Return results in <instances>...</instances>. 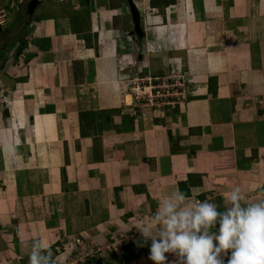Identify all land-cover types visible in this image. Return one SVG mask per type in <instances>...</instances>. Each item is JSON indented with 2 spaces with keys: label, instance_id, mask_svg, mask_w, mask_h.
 Here are the masks:
<instances>
[{
  "label": "crops",
  "instance_id": "obj_1",
  "mask_svg": "<svg viewBox=\"0 0 264 264\" xmlns=\"http://www.w3.org/2000/svg\"><path fill=\"white\" fill-rule=\"evenodd\" d=\"M11 1L24 18L0 46L26 67L0 69V264L72 238L54 264H155L136 225L173 191L220 211L237 187L264 201V0H39L31 18ZM174 66L195 83L186 110L120 91L130 69Z\"/></svg>",
  "mask_w": 264,
  "mask_h": 264
},
{
  "label": "clouds",
  "instance_id": "obj_2",
  "mask_svg": "<svg viewBox=\"0 0 264 264\" xmlns=\"http://www.w3.org/2000/svg\"><path fill=\"white\" fill-rule=\"evenodd\" d=\"M31 1H26L23 7L30 18L39 3L37 0V5L29 13L28 5ZM11 8H15L12 1L8 8L0 5V12L4 15V20H0L2 31L6 30L9 22L6 21L9 19L6 12ZM15 50L10 48L4 53L3 69L11 68L18 61L22 51L17 54ZM121 65L133 64L121 58ZM135 71L130 69V73L125 74L120 82L131 77ZM5 91L0 89L2 101L7 98V95L2 94ZM243 199L241 190L234 188L225 197V210L220 211L214 203L190 201L184 192L177 189L162 201L150 223H141L136 228L145 241L151 240L150 259L155 264H166V253L178 257L175 264H264V201L245 205ZM224 257H228L227 261ZM28 262L54 264L51 246L39 241L33 243Z\"/></svg>",
  "mask_w": 264,
  "mask_h": 264
},
{
  "label": "built area",
  "instance_id": "obj_3",
  "mask_svg": "<svg viewBox=\"0 0 264 264\" xmlns=\"http://www.w3.org/2000/svg\"><path fill=\"white\" fill-rule=\"evenodd\" d=\"M0 20H4L2 12H0ZM178 72L177 69L172 68L170 73L166 75L152 76L147 74L141 76L135 71L131 77L121 81V90L128 91L132 95L135 104L155 109H163L165 107L173 109V100L175 101V107H178L180 102H185L187 98L185 95V84L187 85V82L182 80L183 84H178L179 78L177 76H181ZM184 82L186 83L184 84ZM67 243L69 245L68 248H71L75 244H81L82 240L80 238H72L68 239Z\"/></svg>",
  "mask_w": 264,
  "mask_h": 264
},
{
  "label": "rangeland",
  "instance_id": "obj_4",
  "mask_svg": "<svg viewBox=\"0 0 264 264\" xmlns=\"http://www.w3.org/2000/svg\"><path fill=\"white\" fill-rule=\"evenodd\" d=\"M2 1V0H1ZM25 1H28V0H25ZM47 1H49V0H44V3H43V5L40 7L42 10H44L43 8H44V6L46 7V9L48 8V5H47ZM168 8V7H167ZM166 8V9H167ZM5 13V12H4ZM117 14L119 13V12H116ZM6 14H7V16H9V12H6ZM18 16L20 17H17V14H11L10 15V18L11 19H8L7 18V20L6 21H9L8 22V24L6 25V29H8V31H10L11 29L10 28H13L14 26L16 27V28H19V27H21L22 26V22H23V18H24V16L23 15H21V14H18ZM21 19V20H20ZM20 21V22H19ZM19 22V23H18ZM16 24H18V25H16ZM15 29H13V31H11L12 33L11 34H9V37H13V39H15L16 37H18V35H16V33H15V31H14ZM14 35V36H13ZM21 36H22V33H21ZM0 42H4V36H3V38L1 39V41ZM1 48V47H0ZM18 66V68L19 69H25V61L23 60L22 62H20L19 63V65H17L16 64V67ZM3 67V64H2V62H0V68H2ZM12 68V67H11ZM11 68H7V67H5L4 69H3V71H5V72H9V73H11L12 71H11ZM173 68H175V66L173 67ZM175 69H177L179 72L178 73H180L179 75H181V76H177L179 79V83L178 84H180V85H182L183 84V81L182 80H185L186 82H187V85L185 84L186 82H184V84H185V95H186V97L188 98V97H190L189 95H196L195 93V90H194V86H192L193 84H195L194 83V81H193V83L191 82L192 80H193V78L183 69H179V68H175ZM171 71V70H170ZM21 74H22V72H20ZM170 73V72H169ZM168 73V74H169ZM183 76H185L184 77V79H182V77ZM191 80V81H190ZM195 80V79H194ZM12 86H13V88H15L16 86H14L13 84H12ZM119 88H120V91H121V86L119 85ZM0 89H4V90H6L5 91V93H2V94H4V96L5 95H7V98H8V95H10V93H11V86L10 85H8V84H1V82H0ZM122 92H124V91H122ZM179 92V91H178ZM180 96V95H179ZM177 98H178V95H177ZM8 101V99H6L5 101H2L3 103L4 102H7ZM175 104V101L173 100V111L174 110H179L180 111V109L181 110H184L185 109V102H180V106H179V108H177L176 109V105H174ZM165 110H167V109H165ZM168 110H171L170 108H168ZM186 110V109H185ZM161 111H162V109H161ZM196 203H198V202H196ZM148 211H153V210H150V209H148ZM66 245V246H65ZM64 246L66 247V250L68 249V247H69V245H68V243H67V240L65 241V240H63L62 239V244H59L58 243V245L56 246V247H54V251L52 250V248H51V252H55L54 254L52 253V256L53 257H55V258H57V259H60L58 256L56 257V254L58 253H60V252H62V251H65V248H64ZM118 247V246H117ZM63 253H61L60 255H62ZM63 256V255H62ZM64 259H66L65 257H63ZM63 258H62V261L61 262H58V263H55V264H63V262L65 261V260H63ZM171 262V264H173V260H171L170 261ZM83 263V262H82ZM82 263H80V262H77V264H82ZM67 264H69V263H67ZM70 264H72V263H70ZM76 264V263H75Z\"/></svg>",
  "mask_w": 264,
  "mask_h": 264
},
{
  "label": "trees",
  "instance_id": "obj_5",
  "mask_svg": "<svg viewBox=\"0 0 264 264\" xmlns=\"http://www.w3.org/2000/svg\"><path fill=\"white\" fill-rule=\"evenodd\" d=\"M2 29H1V27H0V36H1V34H2ZM21 43H23L22 41H21ZM1 48H0V61L1 62H3L4 61V51H5V48L7 47H5V45H4V43L0 46ZM21 47L17 50V54H19L21 51ZM52 249H54V247L52 248ZM133 249L134 248H132V244H130V243H128V244H126L125 246H124V253L125 254H127V252H133V255L135 256V253H134V251H133ZM126 257H127V255H125Z\"/></svg>",
  "mask_w": 264,
  "mask_h": 264
},
{
  "label": "water",
  "instance_id": "obj_6",
  "mask_svg": "<svg viewBox=\"0 0 264 264\" xmlns=\"http://www.w3.org/2000/svg\"><path fill=\"white\" fill-rule=\"evenodd\" d=\"M36 5H37V0H32L28 5V12L31 13Z\"/></svg>",
  "mask_w": 264,
  "mask_h": 264
}]
</instances>
